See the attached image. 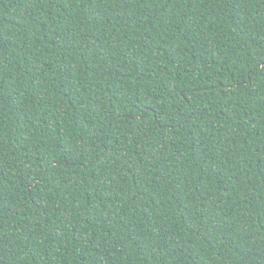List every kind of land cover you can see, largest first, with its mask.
Returning <instances> with one entry per match:
<instances>
[{"label": "trees", "instance_id": "obj_1", "mask_svg": "<svg viewBox=\"0 0 264 264\" xmlns=\"http://www.w3.org/2000/svg\"><path fill=\"white\" fill-rule=\"evenodd\" d=\"M0 264H264V0H0Z\"/></svg>", "mask_w": 264, "mask_h": 264}]
</instances>
